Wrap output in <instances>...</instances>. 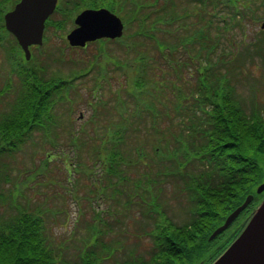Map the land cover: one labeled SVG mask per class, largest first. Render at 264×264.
Returning a JSON list of instances; mask_svg holds the SVG:
<instances>
[{"label":"trees","instance_id":"obj_1","mask_svg":"<svg viewBox=\"0 0 264 264\" xmlns=\"http://www.w3.org/2000/svg\"><path fill=\"white\" fill-rule=\"evenodd\" d=\"M190 4L196 9L182 12ZM87 6H107L133 25L120 39L94 43L93 52L78 47L88 57L71 71V79L59 71L48 74L47 65L33 64L22 51L21 57L12 51L22 89L8 109L0 110V153H15L36 130H50L59 122L56 104L79 76L92 75L100 89L115 74L126 75L127 83L115 98L119 121L94 155L103 164L106 186L133 185L138 200H132L133 193L120 205L126 211L141 209L146 221L141 231L153 245L144 255L127 247L122 234L109 241L113 227L104 220L91 225L73 260L55 245L42 211L18 206L10 215L0 214V264H106L109 259L113 264H209L226 246L213 249L225 232L211 240L212 232L249 194L258 200L256 189L264 182V111H249L233 83L242 59L253 57L251 44L264 50V35L258 43L245 41V52L223 40L227 32L245 31L246 20H263L260 5L257 0H72L71 18ZM185 72L195 73V86L186 81ZM98 99L93 122L102 113L101 103L110 105L109 99ZM162 121L167 128L174 129L175 122L182 125L173 140ZM142 122L149 123L155 138L152 152L142 143L126 146V131L132 128L136 134ZM90 143L81 138L77 146ZM168 159H175L176 166ZM131 167L144 176L127 180ZM143 168H156V177L141 172ZM169 181L178 184L176 195L185 197V222L166 208L162 192Z\"/></svg>","mask_w":264,"mask_h":264},{"label":"rangeland","instance_id":"obj_2","mask_svg":"<svg viewBox=\"0 0 264 264\" xmlns=\"http://www.w3.org/2000/svg\"><path fill=\"white\" fill-rule=\"evenodd\" d=\"M264 0H257L260 5V12L264 16ZM196 5L190 4L182 12L188 13L196 9ZM129 21V18H125ZM254 20H246L245 31L242 29L235 32H227L224 41L234 42L236 48L244 50L246 42H257L260 36L264 35V30L260 23ZM74 25H71L73 27ZM214 33V32H213ZM62 32L55 29L48 31L49 39L42 45V48L32 50V63L47 65L48 74L57 71L69 74L80 69L87 53L93 52L96 44H90L87 53L79 48H71L68 43L62 40ZM116 47V44H115ZM117 47H119L117 45ZM250 59L243 58L240 67L233 76V83L236 85L238 95L249 111L261 109L264 111V50L260 51L259 46L251 44ZM250 53V54H251ZM75 65V66H73ZM13 70L11 54L7 46L0 44V89L10 83L16 88L21 85L19 76L11 73ZM193 72L194 68L191 66ZM93 72V71H92ZM185 79L193 86L196 83L195 73L185 72ZM173 79V78H172ZM96 80L91 76L76 82V87L63 95V99L56 104L59 122L52 123L51 131L46 133L39 130L32 140L27 142L23 149L13 154L5 155L0 153V214L10 215L16 211L18 206L30 207L43 212L48 226L50 236L54 237L55 245H61L60 251L73 260L77 258L80 248L84 245L85 238L90 236L91 225L101 224L106 220L111 223L113 231L109 233L107 239H111L122 234L127 247L137 248L140 254L148 255L153 242L142 233L146 226L144 215L141 209L133 207L123 210L120 203L125 201L134 193L133 185L129 183L110 184L104 179L105 171L103 164L94 155L95 147L98 148L106 140L112 123L119 121V114L114 106L117 93L122 91L123 83H127V76L115 74L109 84L104 83L98 95L109 99L111 106H105L98 121L93 123L90 118L94 108L89 101H96L92 94L94 92ZM12 86V91L3 99H0V110L8 109L10 102L14 101L16 88ZM94 87V88H93ZM81 112L83 117L79 118ZM94 118V117H93ZM92 118V119H93ZM173 129L167 128V122L162 121L160 126L166 127L169 133V140L180 132L178 125ZM180 123V122H179ZM143 128L134 134L133 129L126 131V146L134 148L143 144L148 151H153L156 143L153 134L149 131V123L142 122ZM169 126V125H168ZM85 130V131H84ZM175 131V133H171ZM71 134L82 135L84 138L90 136L91 143L80 147L74 146V139ZM92 137L94 138V142ZM88 141V140H86ZM55 142V144L53 143ZM98 146V147H97ZM172 147V144H171ZM128 149V148H127ZM136 149V148H135ZM80 153V155H79ZM82 153V156H81ZM180 160H186L181 153L178 154ZM164 159V161H166ZM170 163L176 166L175 159ZM98 161V162H97ZM96 162V164H95ZM144 169V168H143ZM150 175L156 177V168L149 170ZM131 181L142 175L136 173L134 169L128 171ZM144 176V175H143ZM133 182H135L133 180ZM132 183V182H131ZM178 184L175 182L166 183L163 200L167 198V210L178 222H185L184 203L185 197L176 195ZM161 194V195H162ZM134 193L132 200H138ZM136 196V197H135ZM120 206V207H119ZM242 219V218H241ZM121 220L122 222L118 221ZM148 223V222H147ZM234 226L219 237L213 249L221 245L222 241L233 231ZM229 235V236H230ZM58 244V245H57ZM106 264H113V260L106 261Z\"/></svg>","mask_w":264,"mask_h":264},{"label":"water","instance_id":"obj_3","mask_svg":"<svg viewBox=\"0 0 264 264\" xmlns=\"http://www.w3.org/2000/svg\"><path fill=\"white\" fill-rule=\"evenodd\" d=\"M57 0H22L6 16L7 26L18 37L30 58L29 45L42 43L45 20L53 12ZM86 21H108L105 24L85 26ZM78 26L68 34L72 45L85 46L87 41L101 37H119L123 34L124 23L117 14L106 7L88 8L76 18ZM264 27V23L262 24ZM264 191V183L257 188ZM254 194L247 196L245 201L233 210L225 222L211 234L214 239L225 231L251 203ZM211 264H264V198L255 207L252 215L239 236Z\"/></svg>","mask_w":264,"mask_h":264},{"label":"flooded vegetation","instance_id":"obj_4","mask_svg":"<svg viewBox=\"0 0 264 264\" xmlns=\"http://www.w3.org/2000/svg\"><path fill=\"white\" fill-rule=\"evenodd\" d=\"M19 1L20 0H0V16L1 15L4 16L6 14V12H8L9 10H12ZM63 1H70V0H63ZM67 11H68V6H67ZM0 27H2V26H0ZM248 215L249 214H247V216ZM243 228H244V226H243Z\"/></svg>","mask_w":264,"mask_h":264},{"label":"snow or ice","instance_id":"obj_5","mask_svg":"<svg viewBox=\"0 0 264 264\" xmlns=\"http://www.w3.org/2000/svg\"><path fill=\"white\" fill-rule=\"evenodd\" d=\"M108 23V21H86L85 26H92V25H97V24H105Z\"/></svg>","mask_w":264,"mask_h":264}]
</instances>
